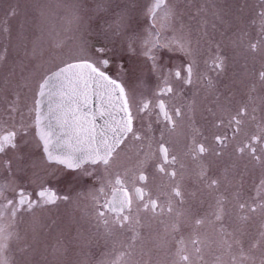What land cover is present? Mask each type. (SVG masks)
I'll list each match as a JSON object with an SVG mask.
<instances>
[{"label":"snow or ice","instance_id":"6c2138e0","mask_svg":"<svg viewBox=\"0 0 264 264\" xmlns=\"http://www.w3.org/2000/svg\"><path fill=\"white\" fill-rule=\"evenodd\" d=\"M9 15H15L10 10ZM149 26L142 36L130 37L129 51H135L132 43L139 39L141 55L149 65V71L156 74L160 80L157 86L156 100L142 99L137 101L122 81L113 78L108 71L110 60L106 56L91 58L81 56L74 62H64L56 69L46 71L37 81L33 103L29 108L30 119L19 124L0 125V168L7 173L9 179L0 182V264H18L17 251L13 241L19 239L18 223L22 214L35 216L37 210L46 206L57 205L68 201L70 197L59 193L49 184V179L56 177V171L51 166H59L66 170L77 171L99 183L100 187L92 196L95 219L98 226H103L110 232H132L133 241L140 235L144 222L159 220L167 215L172 220L171 230L180 233L175 238L176 248L173 253V264H196L203 259L207 238L202 237L201 230L213 226L217 234V244L222 256H227L229 264H253L252 251L260 247L264 253V232L261 239L253 242L248 249L244 247L243 232L229 231L226 226L228 199L220 194L222 180L207 173L203 163L206 153L210 151L217 157L223 155L231 141L239 140L235 152L239 157H249L264 171V116L257 120V101L264 105V96H253L257 85L250 88L249 102L242 105L235 114H231L225 124L224 120L217 122V127L227 126L232 129V136H215L218 148L210 149L204 143L195 139L187 148L188 155L198 162L199 170L195 174L196 183L204 191L216 193L211 211L204 215H194L191 219L192 232L187 238L181 232L184 221L181 211L186 201L196 196L188 192L181 184L185 173L183 163H179L175 154H170L167 141L160 140L155 145L153 137L142 135L136 120L140 113L156 112L158 122L165 123L167 131L175 133L182 124L183 117L179 107L169 109L163 97L178 94L173 81L185 86H191L201 79H207V87L213 86L210 77L202 76L196 69V60L192 48L190 33L184 31L181 24L177 27V12L169 0H152L146 9ZM259 21V39L249 41L247 49L250 53L264 57V0L256 13ZM47 16L43 10L40 13V36L33 42L31 49L25 45V56L37 62L42 67L43 37ZM257 23V21H253ZM126 27V19L122 15L116 24L119 34ZM7 32L8 29L5 28ZM171 32V35L165 33ZM241 42L243 43V37ZM55 47L61 42L55 41ZM6 49L0 52V64L6 62ZM83 51V49H81ZM105 50L100 49L103 53ZM182 53L188 57V63L175 70H165L159 64L161 53ZM213 71L224 70V57L217 52L211 60ZM195 77V80H194ZM259 87L264 89V70L258 73ZM19 96L8 105V117L19 110ZM98 105V106H97ZM151 106V109H150ZM190 107V106H189ZM98 120L102 124H98ZM151 125H149L150 129ZM131 137L139 142L136 149V160L132 166L121 163L118 149ZM31 143L40 150V156L33 159L22 149ZM27 162V164L25 163ZM152 167L162 177L167 185L162 191L153 192L149 184L146 167ZM85 165L88 167L85 168ZM31 167L43 173L39 182L33 180L36 187L28 190L20 187L15 174ZM102 169V175H94L96 168ZM33 175H39L36 171ZM227 180V175L223 177ZM11 193V195H9ZM235 208L241 221H247L256 214L264 216V178L259 181L256 195L251 202L234 194ZM167 231V229H166ZM133 244L128 245L131 249ZM63 254L62 247L53 251V256ZM131 251L116 252L110 264H126L125 258L131 257ZM220 257H217L219 260ZM261 264H264L262 259Z\"/></svg>","mask_w":264,"mask_h":264},{"label":"rangeland","instance_id":"374dc122","mask_svg":"<svg viewBox=\"0 0 264 264\" xmlns=\"http://www.w3.org/2000/svg\"><path fill=\"white\" fill-rule=\"evenodd\" d=\"M151 3L152 0H0V52L7 50L6 62L0 64V125L7 124L11 127L14 123L29 120V108L41 76L46 71L54 70L64 62H74L81 56H106L111 62L108 71L124 85L140 77L154 80L151 76L155 74L149 71V65L141 55L139 39L132 43L135 51H129V38L142 36L149 26L146 9ZM10 10H14L15 15H9ZM41 10L47 16L42 67L24 54L25 45L31 49L32 42L40 36ZM122 15L126 19V27L118 34L116 24ZM5 28L8 29L7 32ZM165 34L171 35V32ZM193 40L205 41L199 33L194 34ZM55 41H60L61 46L55 47ZM100 49L105 51L101 53ZM17 96L19 110L9 119L8 105ZM126 150L127 145L119 150L120 156ZM209 160L211 162L207 173L222 180L220 194L223 195L226 187L224 176L221 175L220 157L213 154ZM26 168L28 171H24L23 181L27 179L30 187L35 188L36 184L31 181L39 182L43 173L39 169ZM34 171L39 175L34 176ZM196 172L191 176V188L188 190L195 192L196 196L189 198L181 208L185 212V216L181 217L184 221L181 232L185 238L192 232V217L209 213L212 210L210 205H214L217 198L216 193L204 191L196 183ZM19 173L15 174L18 185L23 182ZM56 176H59L58 173ZM0 177V182L9 179L2 168ZM161 179L163 180L160 182ZM228 179L230 202L227 210L231 213L236 209L233 196L240 178ZM164 180L165 178L151 170L149 184L153 192L161 191L159 185ZM96 191L97 189L87 188L69 192V201L46 206L37 210L35 216L22 214L18 223L19 239L13 241L14 247L18 249V264H110L113 255L120 250L132 253L130 258H125L126 264H173L176 248L174 237L179 238L180 233L171 230L172 220L167 215L159 220H146L144 227L139 230L140 235L133 241L130 231L113 229L108 232L103 226L97 225L92 207V196ZM229 217H226V226L229 231L243 232L245 249L261 239L263 220L260 224L256 221L245 224L239 216ZM201 234L202 237L206 236L207 243L203 259L196 264H229L228 257L221 255L215 228L209 225L201 230ZM129 244H133L131 249H128ZM57 247H62L63 254L54 257L53 251ZM252 255L255 258L253 264H261L264 253L260 247L254 249Z\"/></svg>","mask_w":264,"mask_h":264},{"label":"flooded vegetation","instance_id":"af4514ba","mask_svg":"<svg viewBox=\"0 0 264 264\" xmlns=\"http://www.w3.org/2000/svg\"><path fill=\"white\" fill-rule=\"evenodd\" d=\"M169 3L175 6L177 27L182 24L184 31L190 33L197 71L202 76L210 77L213 86L211 88L207 87V79H201L191 86L173 81L178 94L172 96L171 99L168 96L163 97V99L166 100L169 109L173 107L181 109L183 122L178 126L175 133L168 132L166 124L157 121L154 110L148 113H140L136 125H143L139 128L141 134L152 136L154 145L160 140L163 133V139L167 141L170 154L177 156L178 163L176 167H179V163L184 164L182 171L185 176L181 184L188 191L191 188V176H194V173L198 171L196 169L198 168V162L193 161L191 155L186 154L192 140L202 142L212 150L217 149L215 136H232L231 128L227 126L217 127V122L224 120L226 124L231 114H235L242 105L249 102L250 88L253 84L257 85V89L256 92L251 94L253 96H264V89L259 87L258 81V73L264 70V57L259 54L254 55L247 49L249 41L255 42L259 39V21L256 13L260 6V0H171ZM254 20L257 23L254 24ZM195 33L201 34L205 41H194L193 36ZM243 33H247V35L243 37L242 43L241 36ZM217 52L224 57V70L219 73L212 70L210 63ZM188 59L182 53L170 54L164 51L161 53L159 64L165 70V73L179 67L183 76V66L188 63ZM151 77L154 80L140 77L130 81L125 87L137 101L148 99L154 103L160 80L156 74ZM113 78L115 77L113 76ZM255 115L257 120L251 122L250 127L252 124L260 122V118L264 116V105H261L259 101H257ZM149 125H151L150 129ZM138 143L132 141L129 137L120 146L118 151L127 145L126 152L123 156H120L121 163L128 166L135 163ZM238 143L239 140L228 143L223 155L220 156L221 175H227V180L224 182L226 188H224L223 196L230 202L228 178H240L236 193H239L241 199L251 202L256 195L259 181L264 178V171L249 157L237 156L235 145ZM22 150L33 159H36L35 157L38 155L40 156V150L36 149L31 143L25 145ZM212 155V151H210L205 154L203 159V163L207 168L210 167L209 157ZM51 167L55 169L59 176L49 179V184L59 193L68 195L70 198L71 194L69 192L74 193L77 190L98 189L100 187L97 181L77 171L66 170L55 165ZM87 167L85 165V168ZM26 170L28 171V168ZM145 170L149 177H151V170L159 174L151 163ZM207 172H209L208 169ZM23 174L24 171L18 174L21 181H23ZM94 175L100 177L102 169L97 167ZM166 185L167 180L165 178L161 186L159 185V190H164ZM19 186L28 190L33 189L27 179L21 182ZM58 204L61 203L58 202ZM232 216H238L236 209L227 217L232 218ZM262 220L264 221V216L256 214L243 222L249 224L250 221H256L260 224ZM260 232H264V230L261 229ZM207 257H210V255L207 254Z\"/></svg>","mask_w":264,"mask_h":264},{"label":"water","instance_id":"95a60500","mask_svg":"<svg viewBox=\"0 0 264 264\" xmlns=\"http://www.w3.org/2000/svg\"><path fill=\"white\" fill-rule=\"evenodd\" d=\"M98 106V105H97ZM103 122L102 121H100V120H98V124H102Z\"/></svg>","mask_w":264,"mask_h":264}]
</instances>
